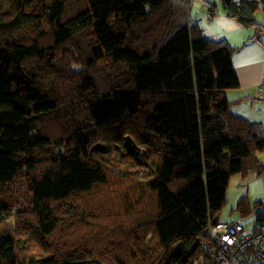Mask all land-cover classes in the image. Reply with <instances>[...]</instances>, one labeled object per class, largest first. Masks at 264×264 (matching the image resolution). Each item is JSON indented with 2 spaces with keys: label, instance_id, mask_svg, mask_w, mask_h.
<instances>
[{
  "label": "trees",
  "instance_id": "obj_1",
  "mask_svg": "<svg viewBox=\"0 0 264 264\" xmlns=\"http://www.w3.org/2000/svg\"><path fill=\"white\" fill-rule=\"evenodd\" d=\"M193 1L0 0V264L204 254L230 176L264 172V125L230 111L238 48ZM204 4L264 34V0Z\"/></svg>",
  "mask_w": 264,
  "mask_h": 264
},
{
  "label": "crops",
  "instance_id": "obj_2",
  "mask_svg": "<svg viewBox=\"0 0 264 264\" xmlns=\"http://www.w3.org/2000/svg\"><path fill=\"white\" fill-rule=\"evenodd\" d=\"M219 15L220 12L218 11V15L211 20V23L217 20ZM195 17L200 18V16L197 15ZM256 17L259 21L263 22L262 18L264 19V17ZM203 20L204 19H202V29L206 37L215 40L226 39L233 47L240 46L251 36H254L253 34L255 33L254 28H237V26H235L236 24H233L230 20L227 21L228 24L232 26L231 29L221 28L218 24H208V26L204 27ZM263 38V36L258 38L259 43L263 44ZM232 61L235 73L238 77L239 86L236 89L226 91L227 99L230 102V111L246 119L249 118L248 120H255L253 122H261L264 125V119L259 116L264 114V104L255 98L257 86L264 78V45L260 48L258 44L253 50H239L233 55ZM253 188L260 189L259 195L253 196L261 198L259 201L264 202V172L258 175L253 184ZM261 208L262 214H264V206H261L260 209Z\"/></svg>",
  "mask_w": 264,
  "mask_h": 264
},
{
  "label": "built area",
  "instance_id": "obj_3",
  "mask_svg": "<svg viewBox=\"0 0 264 264\" xmlns=\"http://www.w3.org/2000/svg\"><path fill=\"white\" fill-rule=\"evenodd\" d=\"M194 24L200 26L201 20ZM255 98L264 102V78L257 86ZM199 243L205 252L193 264H264V214L255 219L250 229L240 222L210 221Z\"/></svg>",
  "mask_w": 264,
  "mask_h": 264
},
{
  "label": "rangeland",
  "instance_id": "obj_4",
  "mask_svg": "<svg viewBox=\"0 0 264 264\" xmlns=\"http://www.w3.org/2000/svg\"><path fill=\"white\" fill-rule=\"evenodd\" d=\"M196 1V2H195ZM210 2L214 3H220V0H208ZM195 2V3H194ZM207 10L208 7L205 6L204 1L202 0H194L192 7H191V13L192 15H197L200 16V18L204 19L203 26L206 27L208 24L210 25H216L218 24L221 28H228L231 29L232 26L228 24L227 20H230L233 24H236L237 28H246V27H241L236 23V21L229 17L224 10L218 8V11L220 12V15L217 17V20H215L213 23H211V20L208 19L207 16ZM221 10V11H220ZM204 13V14H203ZM256 16L264 17V11H258ZM258 20V19H257ZM262 21H259L261 24L264 25V19L262 18ZM202 26V24H201ZM254 35V34H253ZM264 37V34H262ZM257 44V45H256ZM259 44V47L264 45V38H263V44L259 43V39L254 38V36H251L249 39H247L245 42H243L240 46H234L237 47L238 49L234 52L233 55H235L239 50H253L254 47H257ZM233 47V46H232ZM263 48V47H262ZM264 104V102H263ZM262 119H264V114L259 115ZM249 119V118H248ZM251 120V119H250ZM255 121V120H251ZM263 121V120H262ZM264 123V121H263ZM259 156L264 160V151L259 153ZM258 175H255L254 173L250 172L247 176L241 174V173H235L232 176H230L227 189H226V202L222 208V210L218 213V221H232L234 220L235 222H241L244 226H246L247 229H250L256 217L259 215L257 213H245V214H240L239 211H235L234 208L236 207L239 199L246 194L251 201L255 200H261V198H257L256 196L254 197L253 195H259L260 189H254L253 184L256 181ZM247 190V191H246ZM264 201V200H263ZM262 207L264 204H260ZM259 207V206H258ZM260 212H262V208L260 209ZM217 221V222H218Z\"/></svg>",
  "mask_w": 264,
  "mask_h": 264
},
{
  "label": "water",
  "instance_id": "obj_5",
  "mask_svg": "<svg viewBox=\"0 0 264 264\" xmlns=\"http://www.w3.org/2000/svg\"><path fill=\"white\" fill-rule=\"evenodd\" d=\"M95 147H96L97 149H99V150H102V149H103L102 146H100L99 144L96 145Z\"/></svg>",
  "mask_w": 264,
  "mask_h": 264
},
{
  "label": "clouds",
  "instance_id": "obj_6",
  "mask_svg": "<svg viewBox=\"0 0 264 264\" xmlns=\"http://www.w3.org/2000/svg\"><path fill=\"white\" fill-rule=\"evenodd\" d=\"M263 215V214H262ZM261 216V215H260ZM261 218V217H260ZM238 222V221H237ZM241 223V222H240Z\"/></svg>",
  "mask_w": 264,
  "mask_h": 264
}]
</instances>
